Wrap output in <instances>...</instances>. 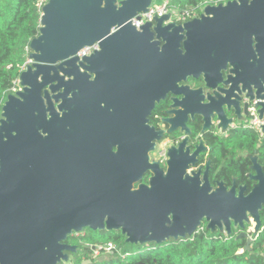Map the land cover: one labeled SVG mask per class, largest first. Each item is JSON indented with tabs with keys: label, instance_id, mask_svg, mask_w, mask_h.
<instances>
[{
	"label": "water",
	"instance_id": "obj_1",
	"mask_svg": "<svg viewBox=\"0 0 264 264\" xmlns=\"http://www.w3.org/2000/svg\"><path fill=\"white\" fill-rule=\"evenodd\" d=\"M152 0H47L29 64L0 110V264H61L73 234L120 232L130 245L193 236L201 224L230 234L264 209V171L249 156L253 182L212 186L201 136L252 117L240 96L257 101L264 122V0L207 5L181 25L156 18L139 31L130 23ZM98 44L79 59L77 53ZM189 80H200L192 89ZM264 83V82H263ZM171 95L156 131L149 116ZM243 115V116H242ZM200 118L196 144L188 122ZM186 139L169 147L165 168L151 158L165 134ZM264 134V124L261 126ZM149 174L147 183L144 177ZM251 239L247 240V244ZM90 262H85L88 264Z\"/></svg>",
	"mask_w": 264,
	"mask_h": 264
},
{
	"label": "trees",
	"instance_id": "obj_2",
	"mask_svg": "<svg viewBox=\"0 0 264 264\" xmlns=\"http://www.w3.org/2000/svg\"><path fill=\"white\" fill-rule=\"evenodd\" d=\"M39 1L0 0V110L8 93L18 86L19 76L28 60L29 43L38 36ZM207 1L176 0L175 3L181 9H188ZM190 129L193 137L197 136L200 121L193 122ZM202 141L210 150L212 183L219 181L229 188L235 181L237 186H246L250 190L251 181L247 178L251 166L249 156H255L264 171V135L260 136L248 127L230 129L225 136L207 131L202 135ZM146 179L147 176L142 182ZM260 221L261 227L249 244L248 238L240 237L241 231L234 226H231L230 234H226L218 229L206 230L204 222L191 237L137 246L125 243L120 232L84 230L78 236L68 237L67 244L76 246V252L69 253L68 261L61 264H264V210L260 213ZM109 243L119 254L98 261L92 258V247L103 248ZM121 255L125 257L121 258Z\"/></svg>",
	"mask_w": 264,
	"mask_h": 264
},
{
	"label": "flooded vegetation",
	"instance_id": "obj_3",
	"mask_svg": "<svg viewBox=\"0 0 264 264\" xmlns=\"http://www.w3.org/2000/svg\"><path fill=\"white\" fill-rule=\"evenodd\" d=\"M256 68H257V70L254 72V78L253 79L255 81L261 82L262 83L261 85L264 86V83H263L264 82V62L261 63L259 66L257 65ZM187 84L192 89H197V88H199V87L202 86L200 80H189ZM240 98H241V100H240V107L243 108V106L245 104H248L247 112L252 117V119L243 117L244 119L242 121H238L237 118H236V116L234 115V112L233 111L227 112L225 110L226 118L232 120V123H231L230 127L227 129V131L222 132L220 129L217 128L218 120L216 118L211 119L212 128L209 131L213 132V134H215L217 136H225L230 129H234V128L238 127V126H243V127L250 128L252 131H254L256 134H258L260 136H263L264 135L262 133V131H261V126H262V124H264V122H260L259 121V119H258L259 115L257 113L258 112V108L257 109L255 108V105H256V102L257 101L249 102L248 99L245 97V94L241 95ZM171 99H172L171 95H167L164 100H162V101H160V103L156 104L155 107H154V109H153V111L151 112V114H150V116L148 118L149 125L152 128H154L156 131H164V132H166L168 130V128H169L168 125H166L164 122H165L166 119L171 118V115H169V112L172 110L171 109V106H172ZM197 120L200 121V124H201V127H202V123H201L200 118L196 117L193 121H189L188 122V128L190 129L191 124L193 122L197 121ZM256 124L257 125L259 124V130H260V132H258V131H256L254 129V126ZM190 131H191V129H190ZM200 131H201V129H200ZM199 134H200V132H199ZM199 134L197 136H195V137H193V135H192V138L190 139L188 145H194V144H196V138L199 136ZM201 138H202V136H201ZM185 139H186V135L183 132H180L178 130L175 131V132H173V133H171L170 135L165 134L163 136V138L156 143L155 150L151 154V158L153 159V157H155L156 151L158 149V146L162 142L168 140L170 142V144H171L170 147H172V146H177L179 143H181ZM209 151L210 150L208 148V152L206 154H202L201 157H200L199 165L200 166H203V170H204V166H205L206 162L208 160L210 161V159L208 157ZM160 166L162 168H165V164H160ZM146 176H147V179H148L149 174H147ZM147 179H146V182H143V183H147ZM209 179H210V174H209ZM216 182H219V181H216ZM216 182L212 183V181L210 180V183L212 184V186H215V183ZM252 185H253V182H251V189H252ZM237 187H239V186H237ZM229 188H231V187H229ZM250 190H247L246 193H248ZM77 235L78 234H73V235H71L69 237H73V236H77Z\"/></svg>",
	"mask_w": 264,
	"mask_h": 264
},
{
	"label": "built area",
	"instance_id": "obj_4",
	"mask_svg": "<svg viewBox=\"0 0 264 264\" xmlns=\"http://www.w3.org/2000/svg\"><path fill=\"white\" fill-rule=\"evenodd\" d=\"M229 0H209L207 2H205L204 4L200 5L199 7L196 8H188V9H181L180 7H178L176 5V0H152L151 5L149 6V8L147 9V11L145 13H141L138 14L136 17L132 18L130 20L131 25L136 29V30H140L143 26H145L147 23H154V20L156 18H161L163 16L169 15V19L167 22H165L164 24H169V23H175L177 25H181L185 22H188L194 18H198L199 15L201 14L203 8L207 5H218V4H225L226 2H228ZM46 2L43 0L39 1V8L41 10L42 6L45 4ZM99 47L98 44H93L91 46L85 47L82 50H80L77 53V57L79 59L83 58V57H87L90 56L91 54H93L94 52L98 51ZM28 61V60H27ZM29 64V61H28ZM27 64L25 63V66ZM25 66L23 68V70L25 69ZM17 84L19 85V80L17 82ZM254 129L258 132H260L259 130V124L254 126ZM170 142L168 140L162 142L159 146L158 149L156 151V155L155 157H153V159L155 161H158L160 164H165L166 160H167V150L170 147ZM202 230V229H200ZM101 250H103L104 252H108L111 253L112 255L119 254L118 250L116 249V247L109 243L106 246H104L103 248H94V251L98 254ZM125 255H121V258H124Z\"/></svg>",
	"mask_w": 264,
	"mask_h": 264
},
{
	"label": "rangeland",
	"instance_id": "obj_5",
	"mask_svg": "<svg viewBox=\"0 0 264 264\" xmlns=\"http://www.w3.org/2000/svg\"><path fill=\"white\" fill-rule=\"evenodd\" d=\"M43 1H45V2H47V0H43ZM26 64H28V61H26ZM18 90H20V87H19V85L16 87V88H14L13 90H11L9 93H8V95H14ZM7 95V96H8ZM254 223L253 222H250L247 226H246V234H247V238L248 239H251L252 240V238H253V234H254ZM79 235V234H78ZM77 235V236H78ZM94 248L95 247H92V249L94 250ZM114 255H117L116 253L114 254ZM114 255H112L111 253H108V252H104V253H96L95 251H94V253L92 254V258L94 257L95 258V260H101V259H108V258H111V257H113Z\"/></svg>",
	"mask_w": 264,
	"mask_h": 264
}]
</instances>
